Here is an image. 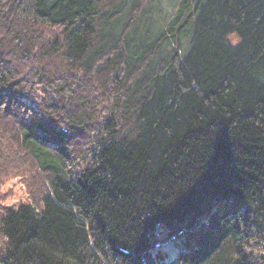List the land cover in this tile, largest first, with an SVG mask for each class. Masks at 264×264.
I'll return each mask as SVG.
<instances>
[{
    "label": "trees",
    "instance_id": "16d2710c",
    "mask_svg": "<svg viewBox=\"0 0 264 264\" xmlns=\"http://www.w3.org/2000/svg\"><path fill=\"white\" fill-rule=\"evenodd\" d=\"M11 179L0 264H264V0H0Z\"/></svg>",
    "mask_w": 264,
    "mask_h": 264
},
{
    "label": "rangeland",
    "instance_id": "374dc122",
    "mask_svg": "<svg viewBox=\"0 0 264 264\" xmlns=\"http://www.w3.org/2000/svg\"><path fill=\"white\" fill-rule=\"evenodd\" d=\"M234 37H231V39ZM237 39H234V42H236ZM28 194V190H26V187L22 185L19 179H11L8 180L3 185H0V196H2V199H0V208L4 205H11L14 202H17L19 200L25 201L26 196ZM25 199V200H24ZM177 249V250H176ZM171 250H176V257H179V249L177 246H172ZM175 257V258H176ZM165 261H167L165 259Z\"/></svg>",
    "mask_w": 264,
    "mask_h": 264
},
{
    "label": "water",
    "instance_id": "95a60500",
    "mask_svg": "<svg viewBox=\"0 0 264 264\" xmlns=\"http://www.w3.org/2000/svg\"><path fill=\"white\" fill-rule=\"evenodd\" d=\"M172 246H174L173 241L168 242V243L166 244V249L169 251V256H168V258H167V262H172V261H174V259H175V254H176V253H174V251L177 252V251H176L177 249H176V250H171Z\"/></svg>",
    "mask_w": 264,
    "mask_h": 264
}]
</instances>
